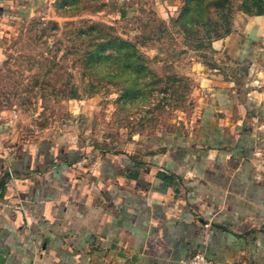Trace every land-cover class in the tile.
<instances>
[{"label": "crops", "instance_id": "crops-1", "mask_svg": "<svg viewBox=\"0 0 264 264\" xmlns=\"http://www.w3.org/2000/svg\"><path fill=\"white\" fill-rule=\"evenodd\" d=\"M42 1L0 0V34ZM215 45L264 55L246 38ZM1 128L0 264H182L200 250L264 264V91L218 85L193 130L125 152L46 138L13 152Z\"/></svg>", "mask_w": 264, "mask_h": 264}, {"label": "rangeland", "instance_id": "rangeland-1", "mask_svg": "<svg viewBox=\"0 0 264 264\" xmlns=\"http://www.w3.org/2000/svg\"><path fill=\"white\" fill-rule=\"evenodd\" d=\"M264 0H44L0 34V126L9 150L43 138L125 152L188 133L221 84L264 91ZM4 149V148H3Z\"/></svg>", "mask_w": 264, "mask_h": 264}, {"label": "built area", "instance_id": "built-area-1", "mask_svg": "<svg viewBox=\"0 0 264 264\" xmlns=\"http://www.w3.org/2000/svg\"><path fill=\"white\" fill-rule=\"evenodd\" d=\"M182 264H233L227 262L216 261L209 256L204 251H196L191 256L186 258Z\"/></svg>", "mask_w": 264, "mask_h": 264}, {"label": "trees", "instance_id": "trees-1", "mask_svg": "<svg viewBox=\"0 0 264 264\" xmlns=\"http://www.w3.org/2000/svg\"><path fill=\"white\" fill-rule=\"evenodd\" d=\"M262 4V6L261 7H263L264 6V3L263 2H261V3H257L256 5H261ZM260 13H264V10H260Z\"/></svg>", "mask_w": 264, "mask_h": 264}]
</instances>
